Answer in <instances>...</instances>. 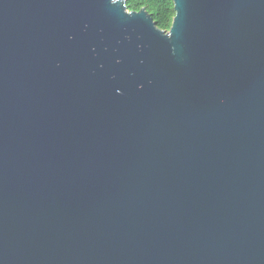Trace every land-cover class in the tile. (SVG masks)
Masks as SVG:
<instances>
[{"label":"water","instance_id":"95a60500","mask_svg":"<svg viewBox=\"0 0 264 264\" xmlns=\"http://www.w3.org/2000/svg\"><path fill=\"white\" fill-rule=\"evenodd\" d=\"M0 0V264H264V0Z\"/></svg>","mask_w":264,"mask_h":264},{"label":"trees","instance_id":"16d2710c","mask_svg":"<svg viewBox=\"0 0 264 264\" xmlns=\"http://www.w3.org/2000/svg\"><path fill=\"white\" fill-rule=\"evenodd\" d=\"M126 5L130 11L146 8L162 30H170L176 15L174 0H126Z\"/></svg>","mask_w":264,"mask_h":264}]
</instances>
